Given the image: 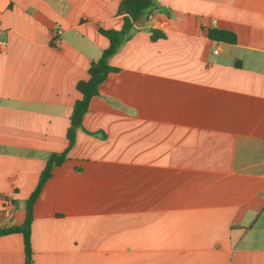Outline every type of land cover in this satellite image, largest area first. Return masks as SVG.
Wrapping results in <instances>:
<instances>
[{"label":"crops","instance_id":"1","mask_svg":"<svg viewBox=\"0 0 264 264\" xmlns=\"http://www.w3.org/2000/svg\"><path fill=\"white\" fill-rule=\"evenodd\" d=\"M119 2L0 0V226L66 147ZM154 2L33 203L34 264H264V0ZM0 264H24L20 232Z\"/></svg>","mask_w":264,"mask_h":264},{"label":"trees","instance_id":"2","mask_svg":"<svg viewBox=\"0 0 264 264\" xmlns=\"http://www.w3.org/2000/svg\"><path fill=\"white\" fill-rule=\"evenodd\" d=\"M154 0H120L116 13L123 15V23L120 29L114 28H99V31L104 34L109 44L103 49L100 57L96 60H91L88 66V78L80 79L76 82V89L80 96L75 99L69 115V126L66 130L67 145L61 152H53L46 159L45 165L39 174L38 181L34 189L25 198L24 208L25 217L20 224H11L0 226V235L12 232H20L23 239L24 264H34L31 248V222L33 219V203L37 198L45 180L51 174V168L54 165L61 164L65 159L68 150L72 147L75 141L76 130L81 126L83 114L86 112L89 100L92 96L98 93V87L107 73L115 71L117 68L109 63V58L118 51L120 46L127 40L134 30L135 23L146 13L155 9ZM207 36L212 40L235 42L234 32L224 28H209L206 32ZM163 33L152 30L151 38L155 39L162 36Z\"/></svg>","mask_w":264,"mask_h":264},{"label":"built area","instance_id":"3","mask_svg":"<svg viewBox=\"0 0 264 264\" xmlns=\"http://www.w3.org/2000/svg\"><path fill=\"white\" fill-rule=\"evenodd\" d=\"M7 50H8V42L5 38L0 36V54H5ZM214 52H217V50H214ZM4 214L6 217L11 215V211L9 207L4 209Z\"/></svg>","mask_w":264,"mask_h":264}]
</instances>
